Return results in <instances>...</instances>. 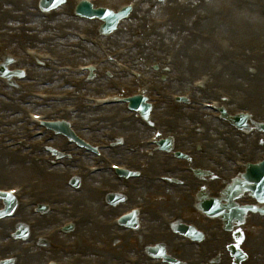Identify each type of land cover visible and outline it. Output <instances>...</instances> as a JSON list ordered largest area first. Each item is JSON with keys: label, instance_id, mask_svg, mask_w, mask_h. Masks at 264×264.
<instances>
[{"label": "bare ground", "instance_id": "6f19581e", "mask_svg": "<svg viewBox=\"0 0 264 264\" xmlns=\"http://www.w3.org/2000/svg\"><path fill=\"white\" fill-rule=\"evenodd\" d=\"M183 1L184 0H171V3L173 4V6L183 7L184 6ZM160 5H162V4H160ZM156 7L157 6L154 2H150L148 5L146 4L144 7H142V11L144 12V14L151 13L154 9H156ZM158 8H159V6H158ZM199 8H201V5L198 3V0H192L188 6L186 5V7H185L186 11L184 13L177 12V14L175 15L174 23H176L177 26L174 25L171 27V29L169 31L161 32L155 38H152V35H148L149 33L146 34L143 31V29L141 28L143 26L142 25L143 23H141L143 21H141V19H143L145 16L138 11L139 9L137 7L135 9V11L132 12V15L130 17H134L139 22L137 23L135 20H132V22L126 28V31H125L126 34L122 33V35H121L120 33H117L114 36L120 35L123 38L122 40H124L126 37L125 35H127L128 30H130L131 32H136V31H138L137 28L138 29L140 28L142 30L141 34L143 35L144 40H145V44L143 45V49H142V52L144 54L151 53L157 47H159V49L163 50L166 47V45L168 44L167 40H168L169 36L173 35L174 32H176V31H177L176 34H180L181 36H183L184 40L187 39V32L185 30L180 31L179 30V24L181 23V20H183L185 18L187 20V17L191 14L194 15L195 12H199V14H197V15L204 16L205 13H201L198 10ZM17 9L19 10V6H17ZM4 10H5L4 4L0 3V16H1V13H3V16H4V14H5ZM228 11L232 13V15L230 16L231 19H233L235 17L234 15H236L237 19L242 20L243 22H249V23H251V25H254L256 27L260 26V24H264V6L252 4L250 7H246L243 4L236 2L235 6L233 8H229ZM204 17H205L204 20H206V21L199 25V28L202 29V30H200V29L199 30L200 31H203V30L206 31L207 30V31H210L212 33L217 32L215 21H213L212 18H210V20H209V18L207 16H204ZM55 22L56 21H54V20L48 21L46 24V27L47 26L49 27V25H52ZM60 24H63V25L64 24H70V22H67L66 20H62V22H60ZM197 28H194V30L196 32H199V30ZM201 33H203V32H201ZM18 37L20 40H24V41H33L34 40V39H32V37H33L32 35H26V34L20 35V34H18ZM201 37L204 38V36H202V34H201ZM10 40H11V37L7 34V42L9 43ZM186 41H187V44L190 42L188 40H186ZM197 42H199V41L196 40V41L192 42V45L195 47ZM61 45H62L61 42H57V41L54 43L47 44V46L54 48V49L57 46H61ZM206 47H208L206 49V53L212 57H215L217 50L215 49L216 47L214 46V44L213 45L207 44ZM97 51L98 50L95 48H92L89 46H84L81 51L75 52V55H76L75 57H76V59H79V57H81L87 53H97ZM64 52H66V51H64ZM191 54L192 53L189 52L187 55L191 56ZM180 55H182V54H179V52L176 54V56H177L176 61L177 62L175 64V67L177 69H179L178 56H180ZM131 56L134 57L133 54ZM217 57L220 58L221 60H224L228 56H224L223 58L221 56H217ZM89 59H92V58H89ZM221 60H218V61L221 62ZM257 63H260V65L264 68V55L260 58V60ZM225 64L228 66V70L235 74V76L232 77L233 78L232 81L229 78H227V77H231L230 75H227V74H224L220 78V80L223 79L224 85H226L227 88L235 89L234 88L235 85L240 86L243 84L244 85H251L252 84L258 89V92L256 93V95L254 97L249 99V103L250 104H253V103L256 104V103L264 100V73L248 76V74L245 71H243L241 67L233 68L230 66L231 65L230 62L225 63ZM196 65L200 68H195L194 72H197V71L204 72L207 69V67L210 65V61H206L205 63L198 61V62H196ZM32 75L33 76L35 75V70L32 71ZM100 81L101 80L99 79V77L96 80H94L92 82V85L90 86V90H92L94 92L97 91L96 85L98 83H100ZM232 83L233 84L236 83V84H234L233 86L230 87L229 84H232ZM107 89H108V87L104 84V90H107ZM2 102H3V100H0V104L3 107V113L8 115V108L4 107L2 105ZM14 105H16V103H14ZM255 107L257 108L256 105H255ZM106 110L107 111H104L102 113L94 112V111L93 112L92 111H86V112L81 114V112H79L76 115H74L73 118L76 120L77 123L82 125V124H84L85 117L88 115H95L94 117H97V118H100L102 116V118L107 123L117 122V125L123 126L124 128H126L130 132H132V130H134V129H137L136 125L133 124V122L132 123L131 122L130 123H124L123 121H121V111H120L119 107H110V108H106ZM180 113H181V111H180ZM180 116H185V114L184 113L180 114ZM195 117L198 120H200V117L197 114L195 115ZM169 128L174 129V128H176V126H169ZM208 128H209V125L205 124L203 127L204 133L208 130ZM18 158L19 157L15 156L11 153H8L7 155L0 156V175H1V173L6 174V173H11V172H15L18 174H24V173L29 174L30 173L32 175L33 170L30 168V166H28L27 162L24 163L26 166L23 164V161H21L20 162L21 164L16 166V167H8L7 166L9 161L12 160V162H17L16 159H18ZM155 161H156V159H153L152 164H154ZM37 166L39 167V165H37ZM37 175L43 177L42 181L47 180V181H50L52 183H55L57 186V188H55L56 191L53 190L52 186H47V187L43 186L42 190H45L48 188L52 192H48L47 195H45V193H44L43 195L40 196L41 199H43L47 196H53L55 199H59V198L62 199L61 197L67 198V202L71 199V197H72L71 194L68 192H65L66 191L65 189L59 190V188H60L59 184H60L61 178L59 177V174L57 172H55L53 174V176H44V173L42 171H39V172H37ZM93 178H95V177H93ZM106 178L107 177L105 175L97 176L96 179L93 180L94 184L95 185L96 184L107 185V183L104 182V180ZM102 180H103V182H102ZM58 186H59V188H58ZM145 187L148 189L147 185H145ZM57 189L59 191H57ZM62 200H64V199H62ZM97 201H98V196H96L93 191H84L79 196H77L75 198V200H72L70 202L73 206L67 207L69 210V213L75 212V211H80V210H85V211L87 210L90 214V216H87V221H85L86 224L89 221V223H88L89 226L86 227L84 230H82V229L78 230L77 233L74 232L73 233L74 236H78L81 239H83L91 233L90 238H92L94 240H99V239H101V237L102 238L103 237L108 238V235L110 232L108 230H106L104 227H101L100 221H101V218H106L110 214L116 213V210L113 209V211L108 212L105 209H103L101 206H99ZM74 207H76V208H74ZM57 213H61V214H57L54 216L51 215L48 218L40 220L41 225L39 227V230H44L45 228H48L50 226V224H53V225L56 224V222H58L56 219L59 216H62L63 214H65V212L62 210L58 211ZM27 217H31V214L29 213L25 218H27ZM5 225L7 227H12L9 223H5ZM154 231H156V228H154L150 225V232L153 233ZM30 234H32V233H30ZM0 236H1V234H0ZM152 236H153V234H152ZM152 241H154V240H152ZM163 241L168 243L167 240H163ZM14 247L17 248L16 246H14ZM62 248H64V249H62ZM78 248H79V250L78 249L77 250H68L67 248L64 247V245H63V243H61V241H58L52 245V252L51 253L58 254V255H64V254H73V253L79 252V254L81 255V262L80 263H85L86 258H85L84 253L87 251L89 252L90 248L85 246V245L79 246ZM58 249H62V250H58ZM45 256H46V253H44V252H40V251L34 252L33 251L29 254H25L24 257H21L19 259V261L17 260V262H18L17 264H38L42 261V259ZM110 259H118V258H116V256H114V257L111 256ZM145 264H150V263L147 262Z\"/></svg>", "mask_w": 264, "mask_h": 264}, {"label": "rangeland", "instance_id": "374dc122", "mask_svg": "<svg viewBox=\"0 0 264 264\" xmlns=\"http://www.w3.org/2000/svg\"><path fill=\"white\" fill-rule=\"evenodd\" d=\"M102 1H105V2H110V4H121V3H123V2H129L130 0H102ZM155 1H157V0H155ZM206 3H209V4H207V6H205L204 8H203V10L202 11H200V12H203V13H208V15H209V17H211L217 24H218V27H217V30H218V32H216V33H213V34H219L221 37H223V38H226V39H235V40H238V41H243V40H245V38H248L249 36L247 35V31L248 32H250V33H252V32H257L258 34V36L260 37V41H264V28L261 26V28H258V27H256V26H252V25H249L247 22H243L242 20L241 21H235V17L233 18V19H231V15H232V13L231 12H229L228 11V9L229 8H232V6H234L235 4H231V2L230 1H228V0H206ZM223 5V6H222ZM167 14H168V11H164V12H161V13H157V14H149V17H148V24L151 26V25H153L152 24V22H151V20H169V18H162L163 16H167ZM235 16V15H234ZM242 18V17H241ZM244 19V18H243ZM183 21V20H182ZM182 23V22H181ZM185 23V22H184ZM174 25H176V23H173V24H169V27L167 28V31H169L170 29H171V27L172 26H174ZM150 26H145L146 27V30H147V32H149V30H150ZM177 26V25H176ZM231 27H234V29H233V31L231 32V33H229V32H227L228 31V28H230L231 29ZM80 28H78L77 30H79ZM181 30V29H180ZM95 31L97 32V28L95 29ZM231 31V30H230ZM163 32V31H162ZM205 32H209V33H212V32H210V31H205V30H203V33H205ZM222 34V35H221ZM175 37V34H173L172 36H169V38H168V41H167V45H166V47L164 48V50L161 52V53H159L160 55L162 54V53H165L166 51H167V49H168V47H169V44L171 43V41L173 40V38ZM130 40H131V38L130 37H128L125 41H124V43L126 44V43H128V42H130ZM11 50L13 51V52H16L17 50H16V48H11ZM154 60H156V59H153V58H151L150 60H149V62H153ZM195 76H197V74L196 75H194V77ZM39 80V79H38ZM141 85H137L133 90H137L139 87H140ZM252 85H240V86H238V88H235V89H233L231 92L233 93V95H235V96H237V97H239V96H241L242 95V90H243V88L244 89H250L249 87H251ZM254 87V86H253ZM36 89H39V88H36ZM237 89V90H236ZM107 92H99V93H96V92H93V91H88L87 92V94L88 95H98V96H101V95H104V94H106ZM86 94V93H85ZM264 104V101H261L260 102V106L261 105H263ZM247 107L248 108H250V106L249 105H247ZM123 111V110H122ZM124 114H125V112H124ZM117 133H119V134H121L122 132L121 131H116ZM121 132V133H120ZM254 134H256V133H254ZM11 177H12V180H9L8 182L9 183H11V184H7V183H5V182H2V180H0V185H2V187H4V188H7L8 186L10 187V186H13V185H16L17 183H25V182H31V183H33V181H34V177H32L31 175L30 176H18V175H14V174H12L11 175ZM4 181H7V179H5L4 178ZM45 185V184H44ZM62 185V184H61ZM82 185H83V183H82ZM46 187V186H45ZM63 187V186H62ZM45 191V193L46 192H48L49 191V189L47 188V189H45L44 190ZM50 192V191H49ZM138 194V193H137ZM73 195L74 196H78V194H75V193H73ZM137 196V195H136ZM148 196V195H147ZM158 198V197H157ZM153 199H155V198H153ZM162 200V198H159V199H157V200H154L153 201V203H156V204H158V205H156L157 206V208L159 209V210H161V209H165V207L163 206H161L160 204H159V202ZM137 201V199L135 200V202ZM40 202V201H39ZM158 202V203H157ZM50 203V201H45V202H43V203H38V204H40V205H45V206H48V204ZM51 206H52V204H51ZM62 206H67L66 204H63ZM154 207V206H153ZM156 208V207H155ZM58 209H62L63 210V208L59 205V208ZM58 214H61V213H58ZM190 215L192 216V214L190 213ZM63 216V218L62 219H59L58 221V223H57V225H59V223H61V222H63V221H65V220H68L69 219V216L67 215H62ZM187 218H189L188 220H186L187 221V223L188 222H195V223H198V225H200V226H202L203 228H205V229H211V228H213V226H215L216 224L215 223H207V222H205L204 220H203V218L201 217V215L199 214L198 215V218L196 219V220H193V219H190V216L188 215L187 216ZM31 220V219H30ZM246 229H247V231L249 232V233H252V229H251V227H250V225L249 224H247L246 226ZM51 228V227H50ZM49 228V229H50ZM48 229V230H49ZM255 238L256 237H252V238H249L248 239V242H247V246L249 245V244H252L253 242H254V240H255ZM61 238H59V239H56L55 240V242L57 241H61L60 240ZM65 241H68V240H65ZM97 243H100V244H102V245H104L103 244V242H97ZM120 245V244H119ZM118 245V246H119ZM246 245V244H245ZM117 246V247H118ZM109 248L110 249H112L110 246H109ZM40 251H42V250H40ZM111 251V250H110ZM264 251V250H263ZM222 253L223 252H221V249H219L218 251H215V253H214V255H219V254H221L222 255ZM123 255H129V256H133L134 255V252L132 251V252H129V251H126V252H124L123 253ZM55 258V259H58V260H64V261H67L68 260V258H70L71 257V255H69V256H66V257H63V256H60V255H53V254H49V255H47L46 257H44L43 259H42V262H40V264H43L44 262H45V260L46 259H48V258ZM183 258V257H182ZM183 259H186V257L185 258H183ZM91 261H93V259L91 260ZM220 261H221V263H219V264H228V261L226 260V259H223L222 260V258H220ZM219 261V262H220Z\"/></svg>", "mask_w": 264, "mask_h": 264}, {"label": "snow or ice", "instance_id": "6c2138e0", "mask_svg": "<svg viewBox=\"0 0 264 264\" xmlns=\"http://www.w3.org/2000/svg\"><path fill=\"white\" fill-rule=\"evenodd\" d=\"M10 195V194H9Z\"/></svg>", "mask_w": 264, "mask_h": 264}]
</instances>
